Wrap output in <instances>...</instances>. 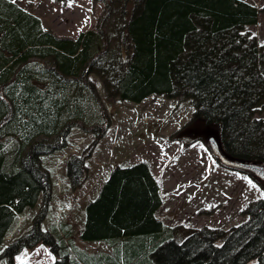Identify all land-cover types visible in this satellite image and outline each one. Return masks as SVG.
<instances>
[{"label": "trees", "instance_id": "trees-1", "mask_svg": "<svg viewBox=\"0 0 264 264\" xmlns=\"http://www.w3.org/2000/svg\"><path fill=\"white\" fill-rule=\"evenodd\" d=\"M93 1L105 4L96 28L74 38L44 29L16 1L0 0V243L18 213L43 202L32 229L3 255L21 264L14 255L43 242L54 264H264V194L226 230L181 232L158 215L163 198L147 160L115 165L85 205L79 237L106 240L112 251L70 250L57 226H41L53 197L43 157L66 147L77 123L87 129L81 120L97 117L89 104H100L101 95L91 74L101 78L109 100L139 102L154 93L190 99L192 121L216 126L212 136L223 153L264 164V118L254 116L264 105V43L244 28L257 22L255 4ZM109 123L102 112L96 138L68 159L73 189L86 180V159Z\"/></svg>", "mask_w": 264, "mask_h": 264}, {"label": "rangeland", "instance_id": "rangeland-1", "mask_svg": "<svg viewBox=\"0 0 264 264\" xmlns=\"http://www.w3.org/2000/svg\"><path fill=\"white\" fill-rule=\"evenodd\" d=\"M18 1L39 13L47 28H60L64 32H75L78 27V31L88 26L96 28L99 17L94 13L95 19L90 17L85 5V19L70 14L65 23H58L65 20L63 16L67 12H59V5H54L53 9L48 7L50 1L55 4L53 0ZM247 1L257 6L258 19L244 28L255 34L260 44L264 43V0ZM79 5L74 1L69 10L76 11ZM90 78L101 95L100 104H89L97 117L92 121L81 120L87 129L82 127V122L77 123L69 135L68 145L43 157L53 175V197L47 216L41 222L44 229L57 226L70 250L79 248L94 254L112 251L113 247L105 241L81 239L78 228L86 217V203L97 195L100 184L113 167L139 160H147L159 179L163 204L158 213L167 226H177L181 232L205 226L226 230L247 218L246 208L264 194V180L253 172L220 161L208 140L216 126L192 121L194 105L190 99L154 93L139 102L120 96L109 100L101 78L96 74H91ZM102 112L109 117L110 123L86 159V180L81 187L73 189L67 175L68 159L82 154L96 138L94 125L102 120ZM254 116L264 118V105ZM42 205L40 198L37 205L17 214L0 243V264H11L9 257L3 255L4 249L32 229ZM67 224H70V236L65 233ZM21 260L28 264H54L56 256L42 242L32 249L24 247L14 255L16 263Z\"/></svg>", "mask_w": 264, "mask_h": 264}, {"label": "crops", "instance_id": "crops-1", "mask_svg": "<svg viewBox=\"0 0 264 264\" xmlns=\"http://www.w3.org/2000/svg\"><path fill=\"white\" fill-rule=\"evenodd\" d=\"M17 3H19V5H21L22 7H24L23 5H22V3H20L18 0H15ZM54 1V3L55 4H52V2L50 1L49 3L50 4H48V7H51L52 9L55 7L56 8V6L57 5H59V7H60V10H59V12L61 11H63V10H65V12H67V15L66 16H63V17H65V20L63 21V22H58V23H65L66 22V18L70 15V14H74L75 16H77V18L78 19H80L81 17H83L84 19L87 17L86 16V8L84 7L85 5H87L88 6V12L90 13V17H92V18H94L95 19V16H97L98 17V15H100V14H102L103 13V11H104V9H105V4H104V2H102V1H93V0H53ZM74 1H76L78 4H81V5H79L80 7H77L76 9V11H70L69 9H70V7H71V5H72V3L74 2ZM63 2V3H62ZM61 3V4H60ZM102 3V4H101ZM54 5H56V6H54ZM26 10H28V11H30V12H32V13H34V14H36L37 16H39L40 18H41V21H42V25H43V27H44V29H46V30H51V31H53L54 33H56L57 35H59V36H70V37H74V38H76L82 31H85V30H88V29H90V28H93V27H91V26H88L87 27V29H84V30H80V31H78V28L76 29V31L74 32V31H71V32H64V30H62V29H57V28H53V27H49V28H47L46 26H45V22H44V19H43V17L41 16V15H38L39 13H37V12H35V11H31V10H29L28 8H26V7H24ZM63 8V9H62ZM57 12V11H56ZM58 13V12H57ZM93 13H94V15H93ZM59 14V13H58ZM58 14H56V16L54 17V19L56 20V17H57V15ZM86 21V20H85ZM85 23V22H84ZM83 26V25H82ZM137 162V161H136ZM133 163H135V162H133ZM130 164H132V163H130ZM151 169H152V171H153V173H154V175L156 176V178L158 179V177H157V175L155 174V172H154V170H153V168H152V166H151ZM109 174V173H108ZM107 174V175H108ZM105 179V178H104ZM158 181H159V179H158ZM103 182V181H102ZM159 184H160V182H159ZM101 185V184H100ZM160 193H161V196H162V198H163V194H162V190H161V185H160ZM163 204V203H162ZM161 207V206H160ZM159 211V210H158ZM158 215H159V213H158ZM160 216V215H159ZM162 218V217H161ZM163 219V218H162ZM164 221V220H163ZM84 222H85V218H84V221L82 222V224L80 225V227L84 224ZM166 224V223H165ZM66 229H68V230H71V228H70V224H67V227H66ZM70 235H71V231H70ZM69 235V236H70ZM93 241V240H92ZM98 241H100V240H98ZM101 241H105V242H107L106 240H101ZM108 243V242H107Z\"/></svg>", "mask_w": 264, "mask_h": 264}, {"label": "water", "instance_id": "water-1", "mask_svg": "<svg viewBox=\"0 0 264 264\" xmlns=\"http://www.w3.org/2000/svg\"><path fill=\"white\" fill-rule=\"evenodd\" d=\"M211 149L218 156L220 161L228 166L244 169L249 172H253L256 176L264 180V164L252 161H243L232 159L221 150L217 139L214 136L208 138Z\"/></svg>", "mask_w": 264, "mask_h": 264}, {"label": "snow or ice", "instance_id": "snow-or-ice-1", "mask_svg": "<svg viewBox=\"0 0 264 264\" xmlns=\"http://www.w3.org/2000/svg\"><path fill=\"white\" fill-rule=\"evenodd\" d=\"M13 3H15V0H13ZM18 259H20V258H18ZM21 264H24V261L23 260H21Z\"/></svg>", "mask_w": 264, "mask_h": 264}]
</instances>
